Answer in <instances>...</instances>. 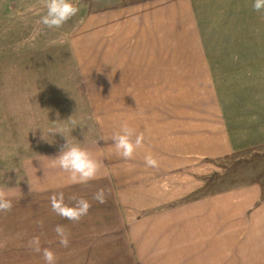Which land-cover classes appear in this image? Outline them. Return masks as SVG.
Returning a JSON list of instances; mask_svg holds the SVG:
<instances>
[{"label": "crops", "instance_id": "1", "mask_svg": "<svg viewBox=\"0 0 264 264\" xmlns=\"http://www.w3.org/2000/svg\"><path fill=\"white\" fill-rule=\"evenodd\" d=\"M253 2H118L66 38L0 40L1 129L33 155L0 211V264H45L34 237L55 264H264L263 184L207 185L222 163L264 154V10ZM125 124L133 142L143 134L130 160L113 140ZM66 140L101 163L95 179L73 183L50 159ZM58 192L89 201L88 214L57 215Z\"/></svg>", "mask_w": 264, "mask_h": 264}, {"label": "clouds", "instance_id": "2", "mask_svg": "<svg viewBox=\"0 0 264 264\" xmlns=\"http://www.w3.org/2000/svg\"><path fill=\"white\" fill-rule=\"evenodd\" d=\"M40 2L42 7L46 9V12L36 23L42 24L49 29L62 27L80 11L79 7L72 0H40ZM252 7L256 12L264 10V0H254ZM40 34L41 30L35 29L24 43L34 44V41ZM51 43L55 44L56 41H52ZM132 136L133 130L126 124L123 126L121 133L113 136L117 154L129 160L133 158L134 152L142 146L143 142L142 133L136 136L134 142ZM50 159L60 169L70 174V179L73 183L78 184H86L95 179L101 167V163L94 159L87 149L80 147L78 144H69L68 141L61 147L59 154L55 158ZM145 163L150 167L157 166V161L151 155L145 157ZM12 191H14V188L6 189L5 187H0V211H11L13 205L8 196ZM70 199L75 201L73 205L65 203L63 192L54 193L50 197L52 210L64 219L78 222L83 216L88 214L91 205L83 197L77 198L72 196ZM94 199L99 203H104V190L100 189L95 194ZM54 230L59 237V243L64 247H68L69 237L65 226L57 225ZM29 246L37 253H41L42 251L45 264H55V253L49 248L41 250L39 237H34L29 241Z\"/></svg>", "mask_w": 264, "mask_h": 264}, {"label": "rangeland", "instance_id": "3", "mask_svg": "<svg viewBox=\"0 0 264 264\" xmlns=\"http://www.w3.org/2000/svg\"><path fill=\"white\" fill-rule=\"evenodd\" d=\"M131 1L133 0H72L80 9L78 14L62 27L49 29L36 23L46 12L40 0H0V40H4L5 43L6 40H10V49H13L19 38H28L37 28L41 30L39 39L43 41L66 38L86 13L105 4ZM32 156V154L29 155L16 147L14 148L0 125V187L9 188L23 184L26 181L23 163L26 158ZM219 171L221 173L216 175H221V177L213 179L214 181L221 179L220 189L238 184L240 181H258L264 186V154H254L246 158L240 156L232 161H226L221 164ZM231 177L236 179L231 182L229 181ZM214 181L207 185H211Z\"/></svg>", "mask_w": 264, "mask_h": 264}, {"label": "trees", "instance_id": "4", "mask_svg": "<svg viewBox=\"0 0 264 264\" xmlns=\"http://www.w3.org/2000/svg\"><path fill=\"white\" fill-rule=\"evenodd\" d=\"M144 0H133L132 1V4H138V3H141V2H143ZM219 177H221V175H214V176H212V179H208L207 180V183H211L212 181H214V179L213 178H215V179H217V178H219ZM194 198L192 197L191 198V200H193Z\"/></svg>", "mask_w": 264, "mask_h": 264}]
</instances>
